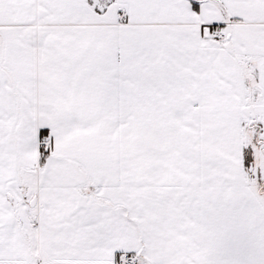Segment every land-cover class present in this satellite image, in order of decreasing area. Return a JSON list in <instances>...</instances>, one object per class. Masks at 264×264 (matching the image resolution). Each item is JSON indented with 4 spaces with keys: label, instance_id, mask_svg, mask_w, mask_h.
Returning <instances> with one entry per match:
<instances>
[{
    "label": "snow or ice",
    "instance_id": "obj_1",
    "mask_svg": "<svg viewBox=\"0 0 264 264\" xmlns=\"http://www.w3.org/2000/svg\"><path fill=\"white\" fill-rule=\"evenodd\" d=\"M0 264H264V0H0Z\"/></svg>",
    "mask_w": 264,
    "mask_h": 264
}]
</instances>
